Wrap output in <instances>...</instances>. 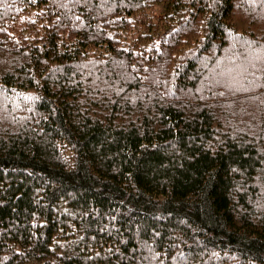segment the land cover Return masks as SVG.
<instances>
[{
	"label": "trees",
	"instance_id": "trees-1",
	"mask_svg": "<svg viewBox=\"0 0 264 264\" xmlns=\"http://www.w3.org/2000/svg\"><path fill=\"white\" fill-rule=\"evenodd\" d=\"M0 264H264V0H0Z\"/></svg>",
	"mask_w": 264,
	"mask_h": 264
}]
</instances>
